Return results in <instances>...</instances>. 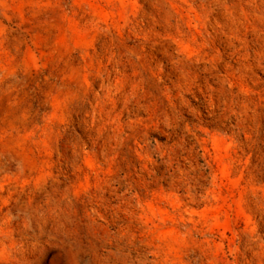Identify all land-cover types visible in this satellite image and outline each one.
I'll return each instance as SVG.
<instances>
[{"label":"rangeland","instance_id":"374dc122","mask_svg":"<svg viewBox=\"0 0 264 264\" xmlns=\"http://www.w3.org/2000/svg\"><path fill=\"white\" fill-rule=\"evenodd\" d=\"M0 264H264V0H0Z\"/></svg>","mask_w":264,"mask_h":264}]
</instances>
